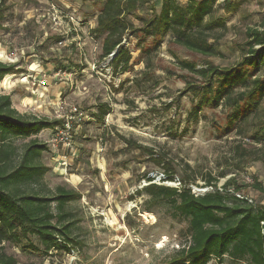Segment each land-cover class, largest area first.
I'll list each match as a JSON object with an SVG mask.
<instances>
[{
  "label": "rangeland",
  "instance_id": "rangeland-1",
  "mask_svg": "<svg viewBox=\"0 0 264 264\" xmlns=\"http://www.w3.org/2000/svg\"><path fill=\"white\" fill-rule=\"evenodd\" d=\"M234 1L237 9L228 12L222 0L215 3L213 16L225 26H216L209 42L221 57L191 52L171 34L157 39L137 31L124 39L131 52L128 69L114 73L106 58L99 59L101 39L92 33L101 0H5L0 61L16 63L24 72L12 75L0 93L10 94L20 113L64 120V126L36 135L48 146L40 158L48 168L42 184L81 194L66 206L77 220L71 235L78 244L70 252L45 254L31 247L39 246L34 236L5 243L18 264H169L189 240L188 220L166 200L146 193L147 176L167 186L181 182L194 192L219 185L264 205V147L249 136L264 126V98L247 135L226 132L227 112L221 107L202 106L197 119L191 115L199 97L185 93L186 85L199 81L177 63L188 60L200 67L207 59L227 66L239 60L245 29L264 22V0ZM150 13L145 5L135 14ZM129 20L140 25L135 15ZM104 103L110 111L98 122L93 114ZM27 141L14 140L18 154ZM240 141L246 152L239 156ZM164 162L174 181L161 180ZM207 175L216 178V186L200 189ZM51 208L55 211L54 203ZM206 264L250 263L226 255L222 263L211 258Z\"/></svg>",
  "mask_w": 264,
  "mask_h": 264
},
{
  "label": "trees",
  "instance_id": "trees-1",
  "mask_svg": "<svg viewBox=\"0 0 264 264\" xmlns=\"http://www.w3.org/2000/svg\"><path fill=\"white\" fill-rule=\"evenodd\" d=\"M217 1L186 0L180 5L177 0H101L92 28L94 36L101 39L99 59L112 54L108 59L112 71H126L131 52L124 39L137 31L157 39L171 34L176 44L191 52L207 58L221 57L220 50L209 42L210 32L216 26H225L220 18L213 16ZM155 2L160 3L158 11ZM145 5L151 10L150 16H136V11ZM220 5L228 12L237 9L238 2L222 0ZM7 9L5 0H0V31L4 29ZM133 15L140 25L129 20ZM238 50L239 60L227 66L207 59L200 67L188 60H177V63L199 81V84L188 83L185 92L199 97L191 114L194 119L202 106L221 107L227 112L224 131L245 136L246 127L260 117L264 98V22L245 29ZM148 52L149 49L143 50L144 54ZM16 65L0 61V82L7 74L22 71ZM109 111V105L99 104L93 116L102 122ZM58 126H64L62 118L20 113L12 106L10 94H0V264H18L3 245L18 243L29 236H34L39 245L31 247L45 254L70 252L78 244L71 235V227L77 220L66 206L78 200L80 192L63 185L48 189L42 184L48 168L40 158L48 146L36 135L43 129ZM259 131L249 136L264 147V126H260ZM16 139H28L19 154L14 144ZM242 143L235 144L239 156L246 152ZM143 149L151 155L154 152L147 147ZM153 160L158 165L163 162L160 158ZM165 164L164 177L171 181L174 178L167 175ZM146 179L149 183L144 190L148 195L166 200L178 215L188 220L189 240L177 250L169 264H206L211 258L222 263L226 255L232 259L248 258L250 264H264V205L239 198L223 186L221 191L198 194L181 182L179 186H167L151 182L148 176ZM37 185L38 188H33ZM256 185L262 189L260 184ZM205 186L215 188L216 178L207 175L200 187Z\"/></svg>",
  "mask_w": 264,
  "mask_h": 264
},
{
  "label": "crops",
  "instance_id": "crops-1",
  "mask_svg": "<svg viewBox=\"0 0 264 264\" xmlns=\"http://www.w3.org/2000/svg\"><path fill=\"white\" fill-rule=\"evenodd\" d=\"M18 65V64H17ZM16 65V66H17ZM21 72H24V71H21ZM16 73H18V72H16ZM15 73H10V74H7V75H5L4 76V78L2 79V81L0 82V87H4V88H7L6 86H7V84H8V82H9V80L12 78V75H14ZM6 77H8V81L7 82H4V79L6 78ZM3 85V86H2ZM0 94H2V93H0ZM12 103V102H11ZM13 105H14V103H12ZM16 110H18L19 111V108H18V106H16V104L13 106ZM20 112V111H19Z\"/></svg>",
  "mask_w": 264,
  "mask_h": 264
},
{
  "label": "built area",
  "instance_id": "built-area-1",
  "mask_svg": "<svg viewBox=\"0 0 264 264\" xmlns=\"http://www.w3.org/2000/svg\"><path fill=\"white\" fill-rule=\"evenodd\" d=\"M10 54H13V53L11 52ZM111 55H112V54H110V55L106 58L107 62H108V59H109V57H110ZM162 177H163V178H161L162 181L166 180L165 177H164V175H162ZM166 181H168V180H166ZM172 181H174V180H172ZM178 185H179V183H178ZM206 188L213 189L212 186H205V187L200 188V189H206ZM217 189L220 190V191L222 190V188H221L219 185H218ZM193 192H194V191H193ZM204 192H207V191H199V192H195V193L201 194V193H204ZM237 196H238V195H237ZM240 197H241V196H239V198H240ZM241 198H242V197H241ZM245 199H246V198H245ZM248 201H250V200H248Z\"/></svg>",
  "mask_w": 264,
  "mask_h": 264
},
{
  "label": "bare ground",
  "instance_id": "bare-ground-1",
  "mask_svg": "<svg viewBox=\"0 0 264 264\" xmlns=\"http://www.w3.org/2000/svg\"><path fill=\"white\" fill-rule=\"evenodd\" d=\"M8 81V77H6L5 79H4V82H7ZM146 215H148V214H146ZM151 215V214H150Z\"/></svg>",
  "mask_w": 264,
  "mask_h": 264
}]
</instances>
